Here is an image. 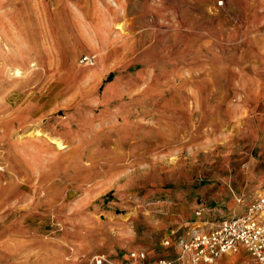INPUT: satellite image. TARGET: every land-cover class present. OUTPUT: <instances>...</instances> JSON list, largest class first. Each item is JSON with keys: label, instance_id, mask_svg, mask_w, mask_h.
I'll return each mask as SVG.
<instances>
[{"label": "rangeland", "instance_id": "obj_1", "mask_svg": "<svg viewBox=\"0 0 264 264\" xmlns=\"http://www.w3.org/2000/svg\"><path fill=\"white\" fill-rule=\"evenodd\" d=\"M222 3L0 0V264L175 254L264 192V0Z\"/></svg>", "mask_w": 264, "mask_h": 264}, {"label": "built area", "instance_id": "obj_2", "mask_svg": "<svg viewBox=\"0 0 264 264\" xmlns=\"http://www.w3.org/2000/svg\"><path fill=\"white\" fill-rule=\"evenodd\" d=\"M223 0H218L222 3ZM84 58L90 59L85 56ZM241 199L240 197L238 198ZM197 215L202 211L197 209ZM164 245L178 250L169 256L150 257L145 249L130 251L125 260L112 261L105 252L91 256L87 264H212L224 253L245 248L256 260L264 264V192L246 206L244 212L222 217L219 222L204 227L195 226L184 236Z\"/></svg>", "mask_w": 264, "mask_h": 264}, {"label": "crops", "instance_id": "obj_3", "mask_svg": "<svg viewBox=\"0 0 264 264\" xmlns=\"http://www.w3.org/2000/svg\"><path fill=\"white\" fill-rule=\"evenodd\" d=\"M237 209H241V206H239V204L237 205V206H235V209H233V211H231V216H233V215H235L236 214V212L238 211ZM234 212H235V214H234ZM239 213H241V211H239ZM239 213H237V214H239ZM233 214V215H232ZM222 217H225V216H222ZM228 217H230V216H228ZM183 219V218H182ZM182 219H180L179 217H174V218H172L171 219V221H172V223H173V225H177V227L179 228L180 226H183L184 224L182 223L183 221H182ZM222 219V218H221ZM220 219V220H221ZM184 220V219H183ZM219 222V221H218ZM215 224V223H214ZM178 236H180L179 234H176L175 233V230L174 229H171V231H170V234H169V236H167L168 238H172L173 239V237H174V239L176 238V237H178ZM171 239V240H172ZM173 246V245H172ZM248 252V251H247ZM171 255H173V254H171ZM171 255H169V256H171ZM149 256H150V254H149ZM155 256V255H154ZM154 256H150V257H154ZM158 256H164V255H158ZM127 258V256H125L124 258H122L121 260H125ZM254 259V258H253Z\"/></svg>", "mask_w": 264, "mask_h": 264}, {"label": "bare ground", "instance_id": "obj_4", "mask_svg": "<svg viewBox=\"0 0 264 264\" xmlns=\"http://www.w3.org/2000/svg\"><path fill=\"white\" fill-rule=\"evenodd\" d=\"M63 144V143H62ZM116 261H118V260H116Z\"/></svg>", "mask_w": 264, "mask_h": 264}]
</instances>
